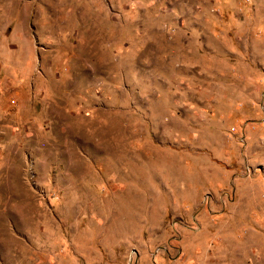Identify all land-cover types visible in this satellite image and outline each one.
Wrapping results in <instances>:
<instances>
[{
  "label": "rangeland",
  "instance_id": "rangeland-1",
  "mask_svg": "<svg viewBox=\"0 0 264 264\" xmlns=\"http://www.w3.org/2000/svg\"><path fill=\"white\" fill-rule=\"evenodd\" d=\"M0 264H264V0H0Z\"/></svg>",
  "mask_w": 264,
  "mask_h": 264
}]
</instances>
